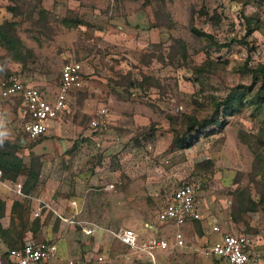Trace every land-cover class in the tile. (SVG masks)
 <instances>
[{"label":"rangeland","instance_id":"obj_1","mask_svg":"<svg viewBox=\"0 0 264 264\" xmlns=\"http://www.w3.org/2000/svg\"><path fill=\"white\" fill-rule=\"evenodd\" d=\"M0 26V77L53 94L66 61L83 67L68 111L38 140L0 103V137L18 140L38 174L29 196L17 191L25 175L0 176V225L15 227L14 246L50 237L84 264H152L116 234L171 241L177 228L156 215L193 182L203 219L155 264H224L200 253L218 240L213 226L255 235L264 264V82L252 72L264 67V0H0ZM232 90L236 105L216 111ZM102 108L108 125L93 128ZM190 118L217 122L186 132ZM183 134L191 146L174 144ZM41 194L66 198L65 210L35 216L31 197Z\"/></svg>","mask_w":264,"mask_h":264},{"label":"built area","instance_id":"obj_2","mask_svg":"<svg viewBox=\"0 0 264 264\" xmlns=\"http://www.w3.org/2000/svg\"><path fill=\"white\" fill-rule=\"evenodd\" d=\"M82 80V63L73 60L66 61L62 65L57 89L53 94L25 83L14 74H8L0 77V103L9 102L14 106L17 101H20L14 113L21 121V128L26 139L35 141L46 134L50 121L65 115L68 111L69 92L78 87ZM108 122L107 110L102 108L98 118L91 121V126L105 128ZM17 188L20 192V186ZM196 195L195 183H182L172 191L158 211L156 218L159 222L177 228L172 232L171 241L167 236H149L141 239L132 228L123 229L120 234H116V237L125 247L137 253L142 260L155 264L158 254L186 246L184 233L179 227L189 221L201 219ZM212 232L219 233V238L201 248L200 253L204 258H217L224 264L260 263L259 239L255 235L223 232L218 226H213ZM53 252L54 246L47 241L29 238L15 248L8 249L0 245V264H40L49 259ZM102 259L98 257L99 261ZM67 264L78 263L75 259H69Z\"/></svg>","mask_w":264,"mask_h":264},{"label":"trees","instance_id":"obj_3","mask_svg":"<svg viewBox=\"0 0 264 264\" xmlns=\"http://www.w3.org/2000/svg\"><path fill=\"white\" fill-rule=\"evenodd\" d=\"M0 28H1V26H0ZM192 31L198 35L211 38L210 35L203 33V32H201L195 28H192ZM252 72L254 75L259 74L261 76L263 82H264V67H258ZM2 76H6V75H2ZM236 101L237 100H236V96H235V91L232 90L221 103L216 104V106H215L216 111L219 110V107L221 105L223 106V108L232 109L236 105ZM16 103L17 104L14 105V112L15 113H16L17 106L20 105V101H17ZM188 120H189V125L187 127L186 132L197 130L199 134H201L202 130L206 129L209 125H212L215 122H217V119L215 120L213 118L212 119H203L202 121H197L194 118H190ZM21 133L26 138L24 132L22 131V128H21ZM0 141H2V143H0L1 178L5 179V180L14 181L20 175H25L26 179L21 186L20 192L26 196H29L31 194L32 190L34 189L35 185L38 182V174L34 171L33 164H30L29 167H26L24 165L22 158L17 155L16 152L20 146V143L18 142V140L15 142H11V141L2 139L0 137ZM174 144L180 148H184L185 146L189 147L192 145L191 143H189L186 140V136L184 134L182 136H177L174 139ZM187 183H191V182H187ZM15 206H18V203H14V205L12 206V211L14 210ZM3 210H4V203L2 201H0V218L3 216ZM13 230H15V227H13L12 225H10V227L7 229H3L2 226L0 225V231H1L2 236L4 238V240L2 239V242H3L2 244L5 248L10 249V248L18 247V246H14L15 242L11 239V234H12ZM20 245L21 244H19V246ZM214 259L220 260L217 258H214Z\"/></svg>","mask_w":264,"mask_h":264},{"label":"crops","instance_id":"obj_4","mask_svg":"<svg viewBox=\"0 0 264 264\" xmlns=\"http://www.w3.org/2000/svg\"><path fill=\"white\" fill-rule=\"evenodd\" d=\"M71 92V91H70ZM70 92H69V95H70ZM69 95H68V97H69ZM59 119H61V118H59ZM59 119H56V120H52V121H50L49 122V127H48V130H47V132H46V134L48 133V131L54 126V124L55 123H57V121L59 120ZM45 134V135H46ZM44 136V135H43ZM41 138V137H40ZM1 183V182H0ZM3 184V183H2ZM1 184V185H2ZM4 185L6 186V184L4 183ZM15 192L17 193V191H16V189H15ZM19 194H21L20 192H19ZM22 195V194H21ZM56 196L54 195V194H52V195H45V194H41V195H39V196H34V197H31V199H32V206L34 207V214H35V216H38V215H40L41 214V210L43 209V208H46V210L47 211H49V210H52L53 212H54V214H61V212H63L64 210H65V208H66V198H59V197H56ZM197 205H198V202H197ZM163 207V206H162ZM161 207V208H162ZM198 210H199V212H200V216H201V219L200 220H195V221H189V222H187L185 225H183V226H181V227H179V229L181 230V228L182 227H184V226H186V225H193L194 223H196V222H201L202 221V219H203V216H202V213H201V208H200V206L198 205ZM156 217H157V215H156ZM156 220H157V218H156ZM158 221V220H157ZM159 222V221H158ZM159 223H161V222H159ZM85 224H87V223H85ZM162 224H164V223H162ZM201 226H203V225H201ZM170 227H172V226H170ZM84 229L83 230H90L89 232L91 233L92 231H93V234H95L96 233V231H95V229L96 228H91L88 224L87 225H85V227H83ZM182 231V230H181ZM98 232V231H97ZM224 232V231H223ZM212 233H214V232H212V227H211V233L210 234H212ZM217 233V232H216ZM47 236V235H46ZM49 236H51V234L49 233L48 234V236L47 237H49ZM117 238V237H116ZM219 238V233H217V235H216V240ZM33 239V238H32ZM118 239V238H117ZM34 240H37V241H47L48 243H50L51 245H53L54 246V252H53V254H52V256L49 258V259H47V260H45V261H43V262H41L40 264H53V263H56V264H58V262L57 261H60V262H63L64 264H67V261L69 260V259H75L76 260V262L78 263V264H84L82 261H80L79 259H76V258H67V256H68V251H67V249H65V250H62V249H60V245H57V243L55 242V241H52L51 240V238L49 237V239L48 238H46L45 240H38V239H34ZM118 241H119V239H118ZM120 242V241H119ZM121 243V242H120ZM211 243V242H210ZM210 243H207V244H210ZM206 244V245H207ZM121 245H123L122 243H121ZM124 246V245H123ZM125 247V246H124ZM60 250L61 251H63V252H65V254L63 255V256H60ZM64 256H66V258H63ZM62 263V264H63ZM61 264V263H60Z\"/></svg>","mask_w":264,"mask_h":264},{"label":"clouds","instance_id":"obj_5","mask_svg":"<svg viewBox=\"0 0 264 264\" xmlns=\"http://www.w3.org/2000/svg\"><path fill=\"white\" fill-rule=\"evenodd\" d=\"M0 143H2V141H0Z\"/></svg>","mask_w":264,"mask_h":264}]
</instances>
